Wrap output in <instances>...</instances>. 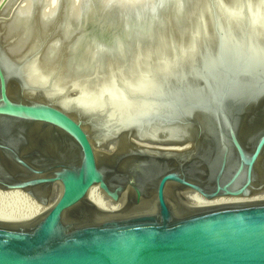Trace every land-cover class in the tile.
Returning <instances> with one entry per match:
<instances>
[{"label": "water", "instance_id": "water-1", "mask_svg": "<svg viewBox=\"0 0 264 264\" xmlns=\"http://www.w3.org/2000/svg\"><path fill=\"white\" fill-rule=\"evenodd\" d=\"M9 1L0 0V190L46 203L56 184L59 195L30 218H0V264H264V197L250 196L264 189V0H63L46 32L44 0H32L38 41L22 48L6 30L21 0L5 13ZM72 9L55 67L78 57L84 67L86 48L91 76L108 60L150 62L119 111L65 105L27 77ZM96 185L126 202L99 208L87 198ZM168 187L235 198L195 204Z\"/></svg>", "mask_w": 264, "mask_h": 264}, {"label": "bare ground", "instance_id": "bare-ground-1", "mask_svg": "<svg viewBox=\"0 0 264 264\" xmlns=\"http://www.w3.org/2000/svg\"><path fill=\"white\" fill-rule=\"evenodd\" d=\"M63 0H44L43 5L38 9L39 18L42 23L43 32L47 31L45 28L46 24L55 16V14L61 8V2ZM240 1V0H239ZM32 0H21L18 9L14 12V17L7 24V33L18 34L19 48L24 47L30 39H34L32 44H36L38 38L34 35L33 23H30V16L33 10ZM67 6H71L73 9L78 6V0H66ZM177 6L180 5V0H173ZM14 0H11L5 6L4 12L7 13L8 9L12 7ZM67 14L64 13L62 17L63 20L59 22V37L53 39L48 46L47 52H45L44 57L40 60H35L27 67V77L32 85H41L45 87L50 84V88L47 89V94L49 95H60L62 97V103L65 105L78 104L81 106H87L99 111L106 110L105 108L110 105L112 110L119 111L120 105L124 104L122 102V97L124 93L126 94L128 87L138 88L139 83L143 80L142 78L136 77V75L147 73L146 69L150 65L144 59H139L138 67L133 68L137 65V62H132L129 64H124L122 66L117 65L113 61H107L101 63L99 66L101 69L96 72V75L91 76V48H86L83 51L87 62L85 61L84 67H79V57L72 59V64L67 61V65L61 69L57 66L55 67V60L58 57V49L62 44V39L64 35L66 36V27H68L70 20L75 16L76 11ZM10 10V9H9ZM66 16V17H65ZM57 48V49H56ZM89 57V58H87ZM144 65V68L141 65ZM141 64V65H140ZM143 68V69H141ZM127 85V86H126ZM68 86H72L78 90V96L67 97L66 89ZM129 92V91H128ZM120 106V107H119ZM116 148V144L111 143L109 146H101L98 151L113 150ZM168 194L171 198L181 199L183 201L195 204H206L219 201L231 200L235 197H219L215 199H205L194 191H180L174 187H168ZM59 195V187L55 184L48 195V201L46 203L39 202L33 197L29 196L27 193L21 190H10L2 191L0 190V218L6 220H23L32 217L34 214L39 212L46 204L53 200H56ZM250 196L252 197H264V189L253 192ZM87 198L94 201V203L101 209L105 210H118L126 202V195L123 194L118 202L111 200L107 197L100 188L96 185L94 186L87 196Z\"/></svg>", "mask_w": 264, "mask_h": 264}]
</instances>
